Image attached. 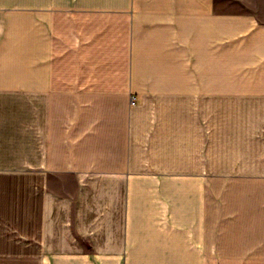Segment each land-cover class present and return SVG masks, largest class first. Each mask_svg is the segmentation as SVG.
<instances>
[{
  "label": "crops",
  "instance_id": "1",
  "mask_svg": "<svg viewBox=\"0 0 264 264\" xmlns=\"http://www.w3.org/2000/svg\"><path fill=\"white\" fill-rule=\"evenodd\" d=\"M0 264H264V0H0Z\"/></svg>",
  "mask_w": 264,
  "mask_h": 264
}]
</instances>
